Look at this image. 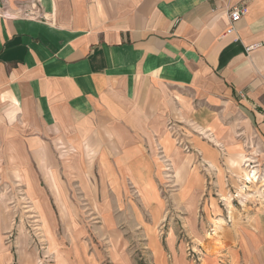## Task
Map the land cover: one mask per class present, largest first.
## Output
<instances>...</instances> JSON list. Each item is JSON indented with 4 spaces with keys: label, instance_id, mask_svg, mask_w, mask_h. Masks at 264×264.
I'll list each match as a JSON object with an SVG mask.
<instances>
[{
    "label": "crops",
    "instance_id": "obj_1",
    "mask_svg": "<svg viewBox=\"0 0 264 264\" xmlns=\"http://www.w3.org/2000/svg\"><path fill=\"white\" fill-rule=\"evenodd\" d=\"M234 5L247 12L224 33ZM172 120L221 144L227 156H245L248 143L264 141V0H0V141L8 154L37 162L22 170L43 218L51 213L37 171L61 170L60 156L107 159L99 180L82 187L91 203L121 202L113 188L128 172L150 171L157 154L150 139L157 133L165 141ZM208 139L190 136L187 151L167 145L172 198L183 214L177 226L147 233L165 237L150 249L152 264H196L187 242H177L185 234L202 238V264H264L256 217L224 225L209 212L215 198L204 189L221 188L225 167ZM136 175L129 180L138 188L144 182ZM104 220H112L111 209Z\"/></svg>",
    "mask_w": 264,
    "mask_h": 264
},
{
    "label": "rangeland",
    "instance_id": "obj_2",
    "mask_svg": "<svg viewBox=\"0 0 264 264\" xmlns=\"http://www.w3.org/2000/svg\"><path fill=\"white\" fill-rule=\"evenodd\" d=\"M163 129L167 132L165 141L157 133L150 139L157 153L148 162L150 171L145 176L128 172L125 182L113 188L118 196L123 194L121 202L107 205L99 198L91 203L87 190L82 187V181L89 178L99 180L104 172L98 171L102 164L109 163L107 159H102L101 164L92 156H74L75 159L72 155L60 156L61 170L37 171L36 183L49 199L51 218L42 217L45 209L34 204L35 200L27 192L26 183L31 177L22 166L32 159L8 154L7 143L0 141V264H125L126 260L152 264L150 249H155L156 244L163 245L165 237L147 233L154 229L159 233L162 228L166 229L168 222L177 226L176 221L183 214L182 207L172 198L176 188L170 181L173 173L169 169L167 145L187 151L190 136L197 134L208 139L201 131L174 120L165 123ZM157 139L159 144L155 143ZM150 140H144L148 146ZM208 142L218 148L220 162L225 167L218 176L223 180L221 188L210 189L207 184L204 189L206 195L212 191L215 198L208 204L209 212L224 217L225 221L219 219L224 225L238 218L241 223L246 218L253 222L256 217L264 226V141L257 139L248 143L251 150L245 156H227L221 144L211 138ZM74 161L85 171L72 170L70 163ZM200 161V158L193 160V164ZM200 171L205 180L209 181L208 177L214 180L216 173L209 174L203 167ZM131 174L143 179L141 187L137 188L129 180ZM148 177L153 178V188L145 187L151 184ZM106 209L112 210V220L107 222L104 220ZM198 213L201 214V209ZM178 238V243L180 238L187 242V256L198 264L196 245H202L198 241L202 238L186 234Z\"/></svg>",
    "mask_w": 264,
    "mask_h": 264
},
{
    "label": "built area",
    "instance_id": "obj_3",
    "mask_svg": "<svg viewBox=\"0 0 264 264\" xmlns=\"http://www.w3.org/2000/svg\"><path fill=\"white\" fill-rule=\"evenodd\" d=\"M247 12V7L245 5H234L227 9L226 17H227V25L225 27L224 33H230L234 30L235 24L241 19V17ZM260 46L259 42L249 44L246 47V50L249 51L251 49L257 48ZM198 264L201 263L200 256L196 257Z\"/></svg>",
    "mask_w": 264,
    "mask_h": 264
}]
</instances>
